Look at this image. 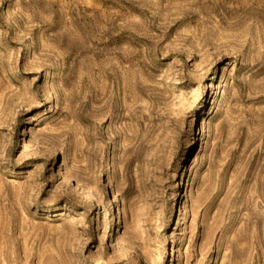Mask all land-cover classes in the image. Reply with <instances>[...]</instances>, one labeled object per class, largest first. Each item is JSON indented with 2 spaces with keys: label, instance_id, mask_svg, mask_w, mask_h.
I'll return each mask as SVG.
<instances>
[{
  "label": "rangeland",
  "instance_id": "obj_1",
  "mask_svg": "<svg viewBox=\"0 0 264 264\" xmlns=\"http://www.w3.org/2000/svg\"><path fill=\"white\" fill-rule=\"evenodd\" d=\"M0 264H264V0H0Z\"/></svg>",
  "mask_w": 264,
  "mask_h": 264
}]
</instances>
